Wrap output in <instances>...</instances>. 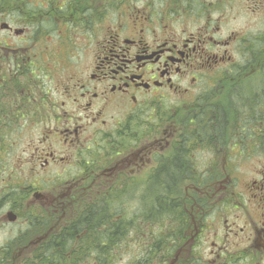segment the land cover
Listing matches in <instances>:
<instances>
[{"label":"flooded vegetation","instance_id":"af4514ba","mask_svg":"<svg viewBox=\"0 0 264 264\" xmlns=\"http://www.w3.org/2000/svg\"><path fill=\"white\" fill-rule=\"evenodd\" d=\"M226 1L213 18L209 0H0V173L20 120L43 133L28 149L34 147L30 163L42 174L39 183L24 186L21 201L6 202L4 195L22 183L13 168L0 180V225L5 209L20 219L26 199L29 208L31 201L41 206L26 217L35 230V212L44 204L83 193L88 200L78 216L36 253L75 237L68 245L76 264L74 253L100 254L98 240L109 235L68 230L83 231L82 222L96 221L111 206L114 221L125 223L121 235H139L115 198L142 193L144 220L153 204L160 209V240L156 248L143 245L128 264H264V99L258 100L264 96V16L257 37L234 31L222 37ZM239 1H249L252 13L261 7V0L230 3ZM34 48L50 51L40 60L28 54ZM49 63L58 74L67 72L57 77L55 95L43 66ZM221 85L227 101L216 105ZM233 98L248 104L238 106V115ZM227 112L237 120L229 122ZM65 168L77 177L57 199L46 176ZM178 189L185 200L163 199L164 191ZM149 190L160 194L156 201L146 198Z\"/></svg>","mask_w":264,"mask_h":264},{"label":"rangeland","instance_id":"374dc122","mask_svg":"<svg viewBox=\"0 0 264 264\" xmlns=\"http://www.w3.org/2000/svg\"><path fill=\"white\" fill-rule=\"evenodd\" d=\"M209 1H211L210 4L212 5L211 9L213 13L211 15L214 18L215 12H219L218 10L222 8V5L219 2L220 0ZM226 3L227 5L223 6L225 7V10L221 11L224 13V15L226 14L224 19L225 21L222 23L220 28L221 36L227 37L229 36L230 32L234 31L247 34L248 37H257L263 29L262 21L264 16V0L260 1L261 7L259 10H257L256 13L253 12L254 14L252 13L253 9H247V7L251 6L249 1L243 4L240 3V1L230 3L229 0V2L226 1ZM246 9L247 12L245 14ZM52 50L55 53L63 51L61 48ZM67 50L71 49H66V51ZM73 50L75 51L76 49ZM42 51L48 52L50 50L34 48L31 49L28 54H30L31 56L38 55L37 58H39L40 60H45L46 53ZM231 52L233 53L235 58L239 56L237 50L233 46L231 47ZM261 53L262 56L264 54V51H262ZM62 61L63 59L60 60V62ZM43 66L49 69V74L52 78V93L55 95L54 88L57 77H65L67 75V72L61 71L58 74V67L52 63ZM4 72L7 73V70L5 69ZM71 72L72 71H69V73ZM44 76L45 75H40V77H38L39 80H41ZM222 88L223 85H221L220 88L217 87L215 89L217 91V94H215L212 98V100L215 101V104L216 102L219 105L221 103L226 104V98L221 97V94L219 93L221 91L220 89ZM228 89L229 86L226 84V88L223 91L225 92ZM262 99H264V96L260 94L258 100ZM229 104L235 106V109L237 110L234 113L235 115H238V111L242 113L241 108L238 107L239 105H248L243 104V102L239 98L238 100L237 98H233L232 102H229ZM242 108L245 107L243 106ZM227 113V120L229 122H235L237 120V117H235L236 119H233L230 116V112ZM18 124L20 125V129L11 134L7 140L8 145H10L12 141L13 144L12 148H10L9 146L10 150L5 156V160L2 166L3 168H1V170L3 171L0 173V180L2 177L8 178V176L11 175V171H13V169H16V171L18 172V183H22V186L17 191L9 192L7 195L5 194L4 201L6 202H8L9 200L17 199L21 201L24 196V186L30 185L34 182H37L35 184H38L39 180L42 178V174L38 175L35 168L32 169V165L30 163V155L34 147L30 151H28L29 145L33 142H37L35 135L39 136L40 138L43 136L41 128H36L31 125L25 127V125L27 124L26 121L23 120H20ZM24 135L26 136L25 138H20ZM206 158L207 156H202L199 162L200 166L205 163ZM246 166L247 164L245 163L244 167ZM72 169L65 168L64 171H60V175H56L54 169L47 173L50 176H46V178L52 180L50 186L55 189V191L48 190L49 195H55V198L57 199L58 195L63 196L62 193L67 188L66 184L77 177L76 171ZM56 180L58 182L57 184L54 183ZM152 187L156 189L155 184H153ZM77 193L71 194L69 198L61 197L53 204H44L43 208L45 210L40 211L39 213L35 212L34 210L36 216L40 218V222H38V226L40 225V227L37 226L35 230L31 231L29 236L27 235V232L30 228V225L27 222L26 217L30 215V210H33L34 206L41 208L39 202L31 201L33 207L29 208L26 205L28 203L25 199L26 202L23 205H20L17 210V213L21 216V218L14 223L8 222L9 210L5 209L2 214L5 223L0 225V264H26L27 262H33L37 257L36 253L39 246L50 239L52 234H56L57 231L60 230L66 222H68L69 220H73L72 218H75L76 216H78V213H80V205H85L84 203L88 199L84 197L83 193ZM184 194L185 193L183 189L170 193L171 197H173L175 200H185ZM143 196H145V194L142 193H132L127 194L126 196H124V193H117L115 199L119 201L116 202L115 208H127V216L132 215L131 219L135 220L136 225L138 224V227L136 226L135 228H138V231H140L141 234H139L140 236L131 235V238L129 239L124 238L125 236L118 237V240H116V242L113 244L115 245V249L109 253V256H107L108 253H106L105 255V258L111 259V261H106L108 264H128L132 256L135 255L133 253L142 248L143 245H146L148 248H156L160 240L158 237V226L161 223V220L153 218V222L147 219L144 220V218L141 217V202H139V198L141 199V197ZM146 198L150 200L148 193ZM166 219L170 220L168 218ZM43 221L47 223V232L42 229L45 227L41 224V222ZM115 221L118 222L117 220ZM135 228H133L131 231H137ZM43 233H45V238L43 239V241H39L37 237L41 236ZM7 247L8 251L4 252V249L7 250ZM98 255L99 254L94 253L93 255H79L78 253H74L75 258L73 262H75L76 264H100L101 261H105L103 260L105 258L99 259ZM36 263H39V261Z\"/></svg>","mask_w":264,"mask_h":264},{"label":"trees","instance_id":"16d2710c","mask_svg":"<svg viewBox=\"0 0 264 264\" xmlns=\"http://www.w3.org/2000/svg\"><path fill=\"white\" fill-rule=\"evenodd\" d=\"M171 177H174V175L173 176L171 175ZM148 194H149V198L151 201H156L158 199V195H160L155 190H149ZM162 197L165 201H172L171 199H173L171 197L170 193L166 192V191H164L162 193ZM110 208H112V207L110 206ZM110 208H108V207L101 208L100 213H99V217L96 221L92 222L91 219H89V220H85L84 222H82V224H80V226L82 225L83 231H78L76 226H73L72 228H70L68 230L69 232H71L73 234H76V233L79 234L81 232H93V233L99 232L100 234L109 235L107 237H100V239L98 240V242H99L98 249L100 250V254L98 255L99 259L105 258V255H106L105 251L111 249L112 248L111 245L116 242L113 240V237L114 236L122 237L121 234L124 233V229H125V227H124L125 223H117L114 221V215L109 212ZM167 208L171 209L172 207L170 205H167ZM159 211H160V209L157 208L155 206V204H153L147 210V220L153 221V218L158 219ZM78 225H77V227H78ZM32 228L34 229L35 227L31 226V228L27 232L28 236H29V232L33 231ZM75 231H77V232H75ZM110 236H112V239L108 238ZM76 239L77 238L74 237V238L70 239V242H74V241H76ZM70 242L67 239V240H63L62 243H59L56 245H54V244L45 245L42 249L40 248V253L36 257V259L33 262H31V263L27 262L26 264H71L72 259H71V256L69 254L70 253L69 250H70L71 246L68 245ZM7 249H8V247H7ZM103 260H105V261H103V262L101 261L100 264H106L107 263L106 261H111V259H108V258H105ZM38 261H39V263H36Z\"/></svg>","mask_w":264,"mask_h":264},{"label":"water","instance_id":"95a60500","mask_svg":"<svg viewBox=\"0 0 264 264\" xmlns=\"http://www.w3.org/2000/svg\"><path fill=\"white\" fill-rule=\"evenodd\" d=\"M10 219H11V221H15L16 216H14V215H10Z\"/></svg>","mask_w":264,"mask_h":264}]
</instances>
